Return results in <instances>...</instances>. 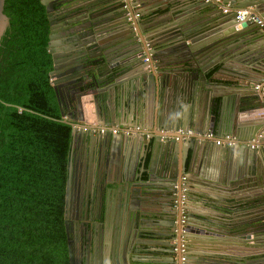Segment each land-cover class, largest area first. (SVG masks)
Returning <instances> with one entry per match:
<instances>
[{
  "label": "water",
  "instance_id": "95a60500",
  "mask_svg": "<svg viewBox=\"0 0 264 264\" xmlns=\"http://www.w3.org/2000/svg\"><path fill=\"white\" fill-rule=\"evenodd\" d=\"M39 2L48 21L47 50L52 63L48 74L60 121L70 125L72 142L80 141L71 148L64 188L68 263L264 264V151L247 146L264 128V92L253 89L254 84L264 80V37L249 20L234 19L238 8L264 14V0ZM53 3L61 6L55 9ZM101 3L107 5L91 11L90 4ZM163 3L168 4V15L163 22H154V18L145 22L148 31L155 32L148 38L141 22L148 12H143ZM225 4L227 12H222ZM56 13L68 18L57 22ZM186 16H191L193 22L183 21ZM10 19L4 0H0V123L11 104L8 97L17 72L13 64L21 53L15 49L21 38L12 35L17 24H8ZM160 28L165 31L159 32ZM259 34L263 42L255 45ZM151 38L152 45L148 42ZM146 44L152 58L158 57L155 63L141 59ZM242 77L247 82L239 81ZM238 85L246 91L239 93ZM193 93L200 104L198 112L182 104ZM104 95L119 105H100ZM95 118L106 125L115 119L117 125L144 120L149 128L174 130L192 126L197 132L211 130L216 135L229 131L236 142L229 147L217 146L223 173L208 175L191 166L195 154L202 153L206 158L215 154L212 141L180 136L175 139V133L156 134L147 139L152 152L146 166L147 150L141 140L134 157L129 155L130 143L134 142L128 135L81 130L84 123ZM157 149L162 151L161 168L167 181L153 187H158L160 197L169 200V209L154 216L149 198L152 188L144 183L152 178V154ZM119 155L124 156L118 158ZM185 170L210 186H251L254 197L245 204H253L249 206L253 210L232 222H227L221 213L211 219L198 215L199 226L190 223L192 215L185 211V232L179 234V208L172 199ZM107 183L117 184L122 193L116 227L123 241L117 252L95 249L97 238L99 241L97 225L104 226L111 216V208L103 202L106 193L111 192ZM76 186L84 192L78 191L77 200ZM131 232H135L133 237ZM181 235L184 253L179 251ZM139 252L154 258L137 257Z\"/></svg>",
  "mask_w": 264,
  "mask_h": 264
},
{
  "label": "trees",
  "instance_id": "16d2710c",
  "mask_svg": "<svg viewBox=\"0 0 264 264\" xmlns=\"http://www.w3.org/2000/svg\"><path fill=\"white\" fill-rule=\"evenodd\" d=\"M4 10L17 24L21 53L0 123V264H69L63 212L71 127L60 121L48 74V21L39 0H4Z\"/></svg>",
  "mask_w": 264,
  "mask_h": 264
},
{
  "label": "crops",
  "instance_id": "0c3cea01",
  "mask_svg": "<svg viewBox=\"0 0 264 264\" xmlns=\"http://www.w3.org/2000/svg\"><path fill=\"white\" fill-rule=\"evenodd\" d=\"M103 1V0H102ZM107 1V0H106ZM139 0H136V2ZM93 5L90 8H92L91 11H94V9H101L102 7L104 8L107 4L101 3L100 6L98 4H90ZM167 6L168 4H160L157 7L151 8L145 12H143L144 14L147 13L146 17H143L141 19V22L143 23V27L145 29V35L150 38L151 36L155 35V32L153 31H148L149 28L147 26V24L145 23L148 19L150 18H154V22H163L165 19V16H167ZM81 9V8H80ZM114 11H108L109 13H112ZM105 13H103L102 15H104ZM183 21H185L186 23H192L193 19H191V16H186L185 19H182ZM160 31H165V29L160 28ZM169 33V32H165L164 34ZM259 38L256 39L255 45L256 44H260L263 42L262 35L259 34ZM154 38H151L148 42L150 45L153 44ZM144 48L146 46H143ZM157 57V56H156ZM158 59V57H157ZM211 73V71H209L206 74V77L209 76V74ZM240 79V78H239ZM243 79V80H242ZM245 77H242L241 82H247V80H245ZM237 91H239V93H243L244 91H246V88H244L242 85H238ZM111 98H108L106 95H104V100H101V104H107V105H111V108H114V105L117 106L119 104H117V102H113V100H110ZM184 107H186L189 111L191 112H198V110H200V104L198 101V97L196 96V94L194 95V93L190 96V99L188 100H184V102L182 103ZM97 118L93 119L92 121L96 122V124L98 125H106V124H102L96 121ZM110 124H107V126H113V125H117L116 124V119L112 120V122H109ZM124 123V121H123ZM117 126L119 127H138V133H135L133 135H128L129 138H131L130 140L132 141L133 139V144L130 143V148H129V155L130 156H136L135 153H137V147L139 144V140H141L142 144L145 145V149L147 150L146 152V158H145V162H146V166L149 163V158L151 156V152L152 150H150L151 148V144L148 142L147 139H149V137L156 135V134H161L160 130H163V134L165 133H174V130H165V129H159L156 126L149 128L147 126V124H145L144 120L143 121H133V124H118ZM178 128H182V127H178ZM188 129H191L193 131H197L196 128L189 126ZM206 131V130H203ZM96 131H94L95 133ZM214 132V131H213ZM215 133V132H214ZM225 133H230L229 131H226ZM148 134V136L146 135ZM216 134V133H215ZM233 135V134H232ZM84 137V135H82ZM109 136V135H107ZM148 137V138H147ZM134 139L136 141H134ZM72 142V141H71ZM138 142V143H137ZM80 143V141H74V143L72 142V146H76ZM213 151H215V154L210 155V157L206 158V155L204 156L202 153H198L194 155V160H193V165L191 167H193L192 169H195L197 172H199L198 168L201 169V172H207L208 175H213V174H219L221 175L223 173L222 171V163L220 160V154H219V148L216 145H212L211 146ZM236 152V151H235ZM243 152H246L243 150ZM161 153L162 151L160 149H157L156 152H153L152 154V160H153V174H151L152 178L150 179V181H147V183H144L145 187H151L152 190L150 191L149 194V198H150V204L152 206L151 208V213L155 216V214L157 213V215L160 213L159 211L163 210V209H169V204H166L167 202H169L168 199L162 198L159 196V190L158 187L154 185H161L166 183L167 180H165V175H163L162 172V162H161ZM190 151L188 152L189 155ZM125 155V152L123 153ZM236 154V153H235ZM124 155H119L118 158L123 157ZM127 156V154L125 155V157ZM209 156V155H207ZM190 167V166H189ZM190 167V168H191ZM198 167V168H197ZM178 171H181V167L180 165L178 166ZM185 176L189 175L193 178V180H190L188 177L187 178V191H186V200L188 203H186V211L189 212L192 215V218L190 220V223L199 226L200 225V221L198 220V215H204L207 217V219H211L213 216H217L218 214L221 213L222 216H224V218L227 219V222L230 220L231 222L233 220H237L240 219L242 217L245 216L246 213L252 211V207H249L253 204H245V200H248L252 197H254V195H251L250 192H252V190H250V188H252L251 186H246V185H242V186H238L237 184L235 185H231L229 186H219L217 185H207V181L203 180L201 178H199V176L195 175V174H191L188 173L187 170H185V173H183ZM181 174V175H183ZM156 177V178H155ZM137 180V179H136ZM145 180V179H144ZM137 183H139V181H136ZM136 183V184H137ZM108 188H110L109 191H111L109 194L103 193V195H105L103 197V202L106 204V206H109L111 208V216H110V220L106 219L105 220V224L104 226H102L101 224L96 228L97 233L99 232V241L97 238V243H96V250L100 251V249L102 250H106L108 251L109 249H111V251H115L117 252L118 249L120 248L121 245V232H119L118 230V225L116 227V218H117V209L119 207V199H120V194L119 190L117 189V184L115 183H107ZM254 190V189H253ZM124 191V190H123ZM248 194V195H247ZM102 195V196H103ZM174 195V194H173ZM84 200V199H83ZM174 200V199H172ZM207 200H211V201H215L216 204L215 205H211L207 202ZM103 203V204H104ZM218 204V205H217ZM230 206V207H229ZM249 209H246V208ZM151 214V215H152ZM213 215V216H212ZM213 217V218H214ZM155 223V222H154ZM135 234V232H131V236L133 237ZM230 243H232V241H230ZM197 247H194V251H197ZM77 250V248H76ZM80 250L78 249V254ZM134 254H132L133 256ZM136 256H133V258ZM137 257H142V258H154L152 255L150 254H145L142 252H139Z\"/></svg>",
  "mask_w": 264,
  "mask_h": 264
},
{
  "label": "built area",
  "instance_id": "2783aa9c",
  "mask_svg": "<svg viewBox=\"0 0 264 264\" xmlns=\"http://www.w3.org/2000/svg\"><path fill=\"white\" fill-rule=\"evenodd\" d=\"M205 2H214V3H219L221 0H203ZM227 6L228 4H225V6L222 9V12H227ZM137 16V14H135ZM235 21H242V20H249L251 23H253L259 31H261L263 37H264V14H260L257 12H254L250 8H238L235 9ZM146 47L141 51V59L144 62H149V63H155L157 61L156 58H152L151 53L148 51L149 48L147 47V44L145 45ZM254 90H261V92H264V80L263 82L256 83L253 85ZM81 130L84 132L88 131H96L97 133H110V134H125V135H133L135 133H138V127H119L117 125L113 126H107V125H98L96 122L91 121L89 123H84L83 126H81ZM163 130H160L161 134ZM174 133L177 135L174 137L175 139L180 136L181 138H196L197 140L201 141H212L214 145L216 146H223V147H229L232 146L236 142V138L234 135L230 133H224L222 135H216L213 131L211 130H206V131H201V132H195L191 129L188 128H177L175 129ZM148 136V134H146ZM148 138V137H147ZM248 149L251 150H261L264 151V128L257 132L255 136L247 142ZM187 178L183 174L178 178L176 188H177V195L174 198L173 202L177 203L178 208H179V222H180V227H179V234H183L185 232L184 230V224H185V211H186V206H185V200H186V191H187ZM179 251L180 253H184L185 251V240L182 235L180 236L179 239ZM181 260H183V256H181Z\"/></svg>",
  "mask_w": 264,
  "mask_h": 264
},
{
  "label": "flooded vegetation",
  "instance_id": "af4514ba",
  "mask_svg": "<svg viewBox=\"0 0 264 264\" xmlns=\"http://www.w3.org/2000/svg\"><path fill=\"white\" fill-rule=\"evenodd\" d=\"M61 5L60 4H57V3H53V7L55 8V9H59V7H60ZM68 17L67 16H65L64 14H61V15H59V14H55V20L57 21V22H60V21H65V19H67ZM50 78V77H49ZM50 80H51V78H50ZM81 191V192H83V188L81 189L80 187H78V186H76V190H75V195H76V197H75V200H77V198H78V196L80 195L79 193H78V191ZM83 194H84V192H83ZM82 194V196H84Z\"/></svg>",
  "mask_w": 264,
  "mask_h": 264
}]
</instances>
